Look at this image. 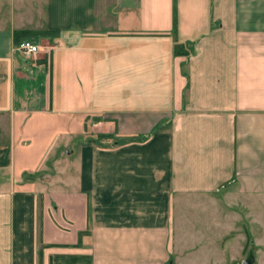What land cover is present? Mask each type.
<instances>
[{"label": "crops", "instance_id": "1", "mask_svg": "<svg viewBox=\"0 0 264 264\" xmlns=\"http://www.w3.org/2000/svg\"><path fill=\"white\" fill-rule=\"evenodd\" d=\"M56 119L84 132L51 173ZM237 195L254 220L264 0H0V264H175L176 207Z\"/></svg>", "mask_w": 264, "mask_h": 264}, {"label": "rangeland", "instance_id": "2", "mask_svg": "<svg viewBox=\"0 0 264 264\" xmlns=\"http://www.w3.org/2000/svg\"><path fill=\"white\" fill-rule=\"evenodd\" d=\"M53 122L57 125V131L64 134L58 138L55 149L46 163L45 169L50 170L51 173L59 166L57 162L53 163V159L63 150L64 147L62 148L61 145L64 144L66 147L69 141L71 145L77 144L79 150L80 138L84 132L83 127L78 128L80 125L76 121L56 119ZM65 125H70L71 129H65ZM88 131V134L92 133L90 127ZM65 150L64 148V153ZM57 157L59 160L60 157ZM71 171L65 180L61 178V176L64 178V175L59 177L54 190L65 192L76 190L77 161L73 162ZM240 198L238 195L232 198L235 200L233 205L217 199V204L214 206L209 197L196 196L184 206L176 207L172 256L174 263L241 264L245 258L252 256V264H264V203L252 206L250 212L255 219L246 220L243 217L245 211L241 208L242 198ZM249 237L255 238L256 241H250Z\"/></svg>", "mask_w": 264, "mask_h": 264}, {"label": "trees", "instance_id": "3", "mask_svg": "<svg viewBox=\"0 0 264 264\" xmlns=\"http://www.w3.org/2000/svg\"><path fill=\"white\" fill-rule=\"evenodd\" d=\"M176 21H175V11H174V18H173V28H172V34L174 35L176 32ZM24 33V31H15L14 32V36L15 38H19L18 36L22 35ZM37 35H45V34H52V35H58L59 33L55 32V31H42V32H37ZM175 37V35H174ZM21 40L24 39H19L16 41V44L19 43ZM189 44H180L178 42H174L173 44V53L174 55H186L188 54V50H189ZM46 58L44 57L43 60H45ZM109 136L108 133H99L97 137H107ZM85 264H90V257L88 258V261H86Z\"/></svg>", "mask_w": 264, "mask_h": 264}, {"label": "built area", "instance_id": "4", "mask_svg": "<svg viewBox=\"0 0 264 264\" xmlns=\"http://www.w3.org/2000/svg\"><path fill=\"white\" fill-rule=\"evenodd\" d=\"M14 49L22 53L27 58H33L40 51V45L32 40L24 39L15 44Z\"/></svg>", "mask_w": 264, "mask_h": 264}, {"label": "water", "instance_id": "5", "mask_svg": "<svg viewBox=\"0 0 264 264\" xmlns=\"http://www.w3.org/2000/svg\"><path fill=\"white\" fill-rule=\"evenodd\" d=\"M252 262H253V258H252V256H249V257L245 258V259L241 262V264H252Z\"/></svg>", "mask_w": 264, "mask_h": 264}]
</instances>
